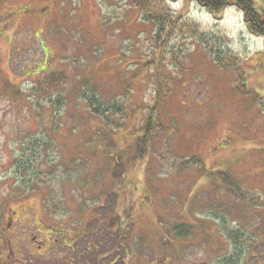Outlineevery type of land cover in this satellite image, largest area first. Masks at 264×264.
<instances>
[{
  "label": "rangeland",
  "instance_id": "rangeland-1",
  "mask_svg": "<svg viewBox=\"0 0 264 264\" xmlns=\"http://www.w3.org/2000/svg\"><path fill=\"white\" fill-rule=\"evenodd\" d=\"M138 1L0 0V264H264V39Z\"/></svg>",
  "mask_w": 264,
  "mask_h": 264
},
{
  "label": "trees",
  "instance_id": "trees-1",
  "mask_svg": "<svg viewBox=\"0 0 264 264\" xmlns=\"http://www.w3.org/2000/svg\"><path fill=\"white\" fill-rule=\"evenodd\" d=\"M194 1H196L199 5L203 6L204 8H207L208 10L214 13L220 12L221 10L229 6H237L244 12L243 13L244 19L246 21L247 27L249 28L250 32L264 39V13L258 12L250 0H194ZM137 5L136 6L141 11L148 10L149 7H151V3L149 2V0H139L137 2ZM148 12L150 15L147 14L146 18L154 21L155 23L160 21V18L157 17V14L159 12L155 13L153 9H149ZM99 108L100 106H98V109ZM98 109H94V112L97 113V115H99ZM155 125L156 123L152 117L151 120L149 119L145 122V124L141 128V131H143L144 134L152 135L153 131H155ZM140 141L141 142L139 143L138 148H142L141 152L143 154V151H146L145 148H143L145 147L144 145L146 144V142L144 141L143 138H141ZM191 231H192L191 227L184 226V228L182 227L175 228L173 230V233L176 237L181 238V237H187L191 235ZM88 233L96 236L95 238L97 239L98 242L101 240L104 241L106 239H109L111 242V246L109 247L107 251L111 254L115 253V255L111 256L107 260H105L106 257L102 259L101 252H99V247L101 243L100 245L90 246L84 242L83 246L76 247L77 250L74 249L75 254H76L75 259L79 260L75 262L74 264H88L87 262L91 261V259H94V262L96 264H99L100 261L101 263L104 262L105 264H114L117 259L116 251H118V249L120 248V243H122V241L125 239L121 235L122 232L120 231L119 234L116 235L117 232L113 231V229L108 230V228L107 229L102 228L100 225H98V228L95 227L91 232H88ZM112 240H114V242ZM126 241L127 240H125V242ZM73 261L74 260H72V262Z\"/></svg>",
  "mask_w": 264,
  "mask_h": 264
},
{
  "label": "flooded vegetation",
  "instance_id": "flooded-vegetation-1",
  "mask_svg": "<svg viewBox=\"0 0 264 264\" xmlns=\"http://www.w3.org/2000/svg\"><path fill=\"white\" fill-rule=\"evenodd\" d=\"M16 213L12 212L10 215H15ZM12 217V216H11ZM10 221V224L8 225V230L11 228V223L13 222V218H7ZM41 244V243H40ZM39 244V245H40ZM38 248V246H37Z\"/></svg>",
  "mask_w": 264,
  "mask_h": 264
}]
</instances>
